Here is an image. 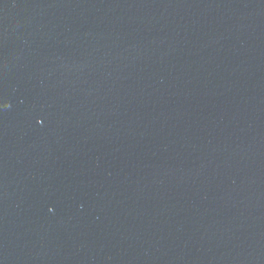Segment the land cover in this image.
Returning a JSON list of instances; mask_svg holds the SVG:
<instances>
[{"label":"water","instance_id":"1","mask_svg":"<svg viewBox=\"0 0 264 264\" xmlns=\"http://www.w3.org/2000/svg\"><path fill=\"white\" fill-rule=\"evenodd\" d=\"M0 264H264V0H0Z\"/></svg>","mask_w":264,"mask_h":264}]
</instances>
